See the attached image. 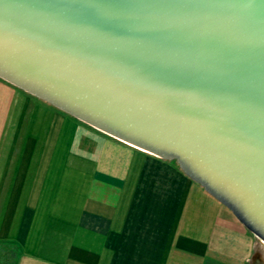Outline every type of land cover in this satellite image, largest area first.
Listing matches in <instances>:
<instances>
[{
  "label": "water",
  "instance_id": "95a60500",
  "mask_svg": "<svg viewBox=\"0 0 264 264\" xmlns=\"http://www.w3.org/2000/svg\"><path fill=\"white\" fill-rule=\"evenodd\" d=\"M0 77L175 160L264 243V0H0Z\"/></svg>",
  "mask_w": 264,
  "mask_h": 264
},
{
  "label": "crops",
  "instance_id": "0c3cea01",
  "mask_svg": "<svg viewBox=\"0 0 264 264\" xmlns=\"http://www.w3.org/2000/svg\"><path fill=\"white\" fill-rule=\"evenodd\" d=\"M4 81L0 245L15 255L0 264H260V240L175 160Z\"/></svg>",
  "mask_w": 264,
  "mask_h": 264
},
{
  "label": "rangeland",
  "instance_id": "374dc122",
  "mask_svg": "<svg viewBox=\"0 0 264 264\" xmlns=\"http://www.w3.org/2000/svg\"><path fill=\"white\" fill-rule=\"evenodd\" d=\"M7 87H8L7 82H5L4 80L0 79V142L2 140V130H3V127H4V105H3V99L7 98L9 96V89ZM11 93H13V92H11ZM260 244H261L262 248L264 249V243L260 241ZM1 246L10 248L12 246V243H10V242L3 243V244H1ZM263 254H264V252H263ZM0 255H2V257H0V262H1V258L6 257L7 254H4V253L0 252ZM252 264H254V262ZM260 264H264V255L262 257V260H261Z\"/></svg>",
  "mask_w": 264,
  "mask_h": 264
},
{
  "label": "trees",
  "instance_id": "16d2710c",
  "mask_svg": "<svg viewBox=\"0 0 264 264\" xmlns=\"http://www.w3.org/2000/svg\"><path fill=\"white\" fill-rule=\"evenodd\" d=\"M0 252H2L4 254H8L6 257L1 258V262L2 263H11V261H12L11 257H13L15 255V250L12 248H4L3 246L0 245ZM2 255H0V257H2Z\"/></svg>",
  "mask_w": 264,
  "mask_h": 264
}]
</instances>
